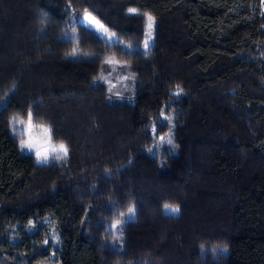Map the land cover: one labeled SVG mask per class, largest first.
<instances>
[{"label":"trees","instance_id":"trees-1","mask_svg":"<svg viewBox=\"0 0 264 264\" xmlns=\"http://www.w3.org/2000/svg\"><path fill=\"white\" fill-rule=\"evenodd\" d=\"M0 264H264L263 0H0Z\"/></svg>","mask_w":264,"mask_h":264},{"label":"snow or ice","instance_id":"snow-or-ice-1","mask_svg":"<svg viewBox=\"0 0 264 264\" xmlns=\"http://www.w3.org/2000/svg\"><path fill=\"white\" fill-rule=\"evenodd\" d=\"M130 11L131 12H135L136 10L135 9H130ZM86 19L89 20L91 22V24H95L98 29L102 30L101 31V36L103 37L104 33H106V31H107L104 28V26L102 24H100L99 21L95 20V18L92 17L90 14H88ZM147 19H148L147 27L149 29L148 35L150 37L151 36V29L153 27V18L149 15ZM80 22L83 23L84 20H81ZM144 47H145V49H147L149 47L148 40H145ZM145 54H147V53H145ZM72 55L73 56L77 55L75 50L73 51ZM106 62L109 63V64L113 63V61L111 59H108ZM101 79L102 80H106V78H104V77H102ZM126 79H127V77H126ZM109 91H111V89H109ZM180 92H182V89H180L179 86H177V91L174 93V95H179ZM27 117H28V120H27V131H28L29 135H28V139L27 140H21L20 141V146H21L22 150L26 148L29 151H32L34 149L35 150L34 155L36 157L37 163H39L41 165H44V164L48 163L49 153L50 152H52V153H62V155L57 154L54 157V159H56V160H62L65 157H67L68 148L63 143H61L58 147H54V146L50 147L49 146L50 145V140H51V134H52V129L50 127L41 126L43 137L46 138L43 142L35 140L32 137V135H31V130L33 128V123H32L33 115H32V113L30 111L27 113ZM21 123H23V121H21ZM161 140H163V137H161ZM167 143L168 144L172 143L171 138H169L167 140ZM148 151L151 152V149H148ZM164 207H165L166 211H169L173 215H175V214H177L179 212V207L178 206L166 204ZM127 211H128L129 218L130 219L133 218L134 214H135L134 206H130ZM118 223H119V221H117V224ZM113 227H115V225H113Z\"/></svg>","mask_w":264,"mask_h":264},{"label":"rangeland","instance_id":"rangeland-1","mask_svg":"<svg viewBox=\"0 0 264 264\" xmlns=\"http://www.w3.org/2000/svg\"><path fill=\"white\" fill-rule=\"evenodd\" d=\"M263 3H264V0H263ZM90 15H91V14H90ZM87 16H88V14L85 15V16L83 17V19H82V20H84L83 24L86 25L89 29L93 30L98 36L102 37V36H101V31H102V30L98 29V28L96 27L95 24H91V22H90L89 20L86 19ZM91 16H92V15H91ZM92 17H94V16H92ZM94 18H95V17H94ZM95 20H97V19L95 18ZM97 21H98V20H97ZM100 24H102V23L100 22ZM102 25H103V24H102ZM103 26H104V25H103ZM104 28H105L107 31H106V33H104L103 37L106 38L109 42H115V41H116L115 36H114L113 34H111V33L108 32V29H107L106 26H104ZM109 38H110V39H109ZM32 123H33V122H32ZM41 126H43V125H37V124H34V123H33V128H32V130H31V135H32V137H33L35 140L43 142L46 138L43 137ZM44 127H49V126H44ZM19 132H21L22 135H23L22 138H21V140H27V139H28V135H29V133H28V131H27V120H26L25 122H23L22 124H20V126H19ZM21 140H20V141H21ZM59 145H60V144H56V143L53 142V140H52V134H51V140H50V145H49V146H50V147H53V146H54V147H58ZM20 148H21V146H20ZM21 151L24 152V153L31 154V155H33V156L35 157V155H34L35 150H34V149H33L32 151H29V150L26 149V148L23 149V150H22V148H21ZM57 154L62 155V153H52V152H50V153H49L48 163L51 162V161H53V160H56V159H54V157H55ZM35 158H36V157H35ZM58 161H60V160H58Z\"/></svg>","mask_w":264,"mask_h":264}]
</instances>
